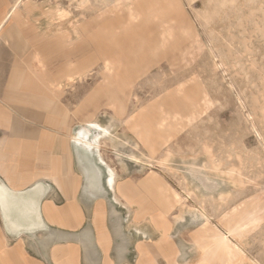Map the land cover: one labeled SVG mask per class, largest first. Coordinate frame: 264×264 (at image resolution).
<instances>
[{
	"label": "rangeland",
	"instance_id": "obj_1",
	"mask_svg": "<svg viewBox=\"0 0 264 264\" xmlns=\"http://www.w3.org/2000/svg\"><path fill=\"white\" fill-rule=\"evenodd\" d=\"M7 11V109L54 116L74 176L61 185L80 184L85 219L94 202L107 227L111 249L84 240L80 264H264V0H0ZM14 124H0V158ZM72 132L101 169L92 199ZM105 166L138 203L112 200Z\"/></svg>",
	"mask_w": 264,
	"mask_h": 264
},
{
	"label": "crops",
	"instance_id": "obj_2",
	"mask_svg": "<svg viewBox=\"0 0 264 264\" xmlns=\"http://www.w3.org/2000/svg\"><path fill=\"white\" fill-rule=\"evenodd\" d=\"M10 13V11L5 13L4 18L0 20V26ZM16 44H19L18 40ZM26 85L25 82V88ZM14 105L16 106L14 102L12 103L8 90L2 87L0 124L7 127L13 122L16 125H12L13 130L7 133L6 138H10L9 143L7 148L2 147L6 156L0 158V214L7 222L6 231L0 225V264H80L77 248L82 246L84 240L89 243L94 242L99 249L106 251L109 247L111 249L107 239V227L104 220H101L100 206L93 202L90 207V218L86 220L83 215L84 206L81 204L83 198L80 199L78 190L75 189L80 184L77 185L72 180L71 187L61 185V181L67 183L74 176L69 173L72 169L69 161L71 153L62 142L65 135L54 130V116L27 115L25 110V112L21 111L23 108L19 105H17L20 108L18 114L11 115L7 107ZM35 122L41 124L38 133L26 130L27 124ZM73 133L70 134L69 139L75 146ZM97 137H93L92 143H96ZM75 148L80 157L83 156L82 159L84 161L87 159L89 162L88 166L85 164L84 171L87 172L89 179L80 187L81 193L86 196L85 199H88V196L92 199L94 194L91 193V186L98 189L102 187L101 169L88 157L90 153L86 147L75 146ZM107 169H110L113 175L112 186L108 182ZM104 170L103 185L113 195L112 200L118 201V198L124 197L127 198V202L138 201L132 182L118 181L114 179L111 168L105 166ZM60 196L66 197L64 203L59 201ZM54 231L68 233L67 241L58 243L59 240H54ZM44 243L47 252L45 257H37L28 251L30 245L37 246ZM113 263L102 257L100 264ZM218 263L221 264L218 261L209 262V264Z\"/></svg>",
	"mask_w": 264,
	"mask_h": 264
},
{
	"label": "bare ground",
	"instance_id": "obj_3",
	"mask_svg": "<svg viewBox=\"0 0 264 264\" xmlns=\"http://www.w3.org/2000/svg\"><path fill=\"white\" fill-rule=\"evenodd\" d=\"M94 127H96L97 129H99L100 130V126L99 125H96V124H94L93 125ZM102 130V129H101ZM105 131H106V129H105ZM105 131H102L103 133H106ZM87 131L86 130H82L81 132H79V136H82L83 138H87V136H88V134L86 133ZM100 135H101V133H100ZM98 138V137H97ZM95 141H97V139H95ZM107 171H108V182H109V184L112 186V180H113V175H112V173H111V170L110 169H107ZM175 193V192H174ZM6 209V208H5Z\"/></svg>",
	"mask_w": 264,
	"mask_h": 264
}]
</instances>
